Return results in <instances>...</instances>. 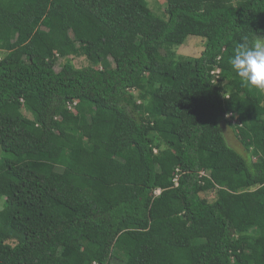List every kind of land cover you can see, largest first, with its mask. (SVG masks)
<instances>
[{"label": "trees", "instance_id": "16d2710c", "mask_svg": "<svg viewBox=\"0 0 264 264\" xmlns=\"http://www.w3.org/2000/svg\"><path fill=\"white\" fill-rule=\"evenodd\" d=\"M164 3L0 0V264H264V0Z\"/></svg>", "mask_w": 264, "mask_h": 264}, {"label": "rangeland", "instance_id": "374dc122", "mask_svg": "<svg viewBox=\"0 0 264 264\" xmlns=\"http://www.w3.org/2000/svg\"><path fill=\"white\" fill-rule=\"evenodd\" d=\"M147 3L149 8L157 14H161L165 8L164 0H147ZM94 47L95 48L93 49V52L95 53L98 50V47ZM203 47L204 40L202 38L191 36L188 37L182 45L178 47H173L172 50L177 56L195 57L201 52V50H203ZM69 59L76 67L94 66L92 64L91 58L83 56H74ZM65 61L66 59L58 60L55 65V70L58 71L60 65ZM219 129L228 146L233 148L236 152H238L245 158L249 157V152L244 150L243 146L240 144L232 128L228 127L226 124L222 125V123L220 122ZM201 196L205 197L208 201H212L215 198V190L206 191L202 193ZM3 201L4 198H0V206H2Z\"/></svg>", "mask_w": 264, "mask_h": 264}, {"label": "clouds", "instance_id": "9594fccd", "mask_svg": "<svg viewBox=\"0 0 264 264\" xmlns=\"http://www.w3.org/2000/svg\"><path fill=\"white\" fill-rule=\"evenodd\" d=\"M229 63L244 85L264 91V38L245 39L234 49Z\"/></svg>", "mask_w": 264, "mask_h": 264}]
</instances>
